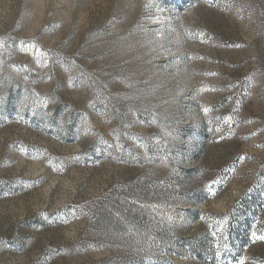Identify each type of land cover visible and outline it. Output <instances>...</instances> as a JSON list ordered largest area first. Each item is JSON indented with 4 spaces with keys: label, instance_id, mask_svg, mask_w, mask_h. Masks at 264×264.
<instances>
[{
    "label": "rangeland",
    "instance_id": "374dc122",
    "mask_svg": "<svg viewBox=\"0 0 264 264\" xmlns=\"http://www.w3.org/2000/svg\"><path fill=\"white\" fill-rule=\"evenodd\" d=\"M0 264H264V0H0Z\"/></svg>",
    "mask_w": 264,
    "mask_h": 264
}]
</instances>
